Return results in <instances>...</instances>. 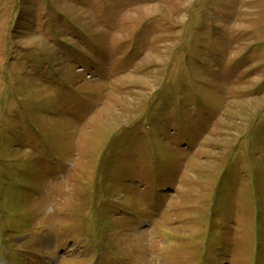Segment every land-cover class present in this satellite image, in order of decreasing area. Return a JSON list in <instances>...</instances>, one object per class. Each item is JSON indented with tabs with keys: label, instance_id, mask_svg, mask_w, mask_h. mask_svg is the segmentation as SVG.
I'll return each instance as SVG.
<instances>
[{
	"label": "rangeland",
	"instance_id": "rangeland-1",
	"mask_svg": "<svg viewBox=\"0 0 264 264\" xmlns=\"http://www.w3.org/2000/svg\"><path fill=\"white\" fill-rule=\"evenodd\" d=\"M0 264H264V0H0Z\"/></svg>",
	"mask_w": 264,
	"mask_h": 264
}]
</instances>
